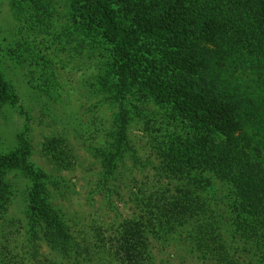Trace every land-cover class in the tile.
Instances as JSON below:
<instances>
[{
  "label": "trees",
  "instance_id": "obj_1",
  "mask_svg": "<svg viewBox=\"0 0 264 264\" xmlns=\"http://www.w3.org/2000/svg\"><path fill=\"white\" fill-rule=\"evenodd\" d=\"M72 9L76 50L97 54L94 85L117 107L112 141L97 149L104 172L113 174L132 148L133 103L153 98L190 130L162 152L178 183L145 187L137 217L93 222L80 243L51 202L50 175L30 161L26 125L19 146L0 153V211L10 199L1 178L12 168L30 183L31 235L40 233L69 264H83V254L100 264H156L152 239L173 233L211 264H264V0H77ZM17 101L0 70V107ZM45 148L56 163L72 153L64 137ZM220 191L226 212L213 203ZM16 258L0 241V264H24Z\"/></svg>",
  "mask_w": 264,
  "mask_h": 264
},
{
  "label": "rangeland",
  "instance_id": "obj_2",
  "mask_svg": "<svg viewBox=\"0 0 264 264\" xmlns=\"http://www.w3.org/2000/svg\"><path fill=\"white\" fill-rule=\"evenodd\" d=\"M76 1L0 0V70L18 98L0 107V153L19 146L18 135L27 125L30 161L50 175L51 202L84 244L91 223L114 225L137 217L136 198L145 187L172 188L178 183L162 152L165 155L171 138L184 139L190 130L174 119L168 105L153 98L135 101L128 129L132 148L113 174L104 172L97 149H107L112 141L117 107L94 85L102 72L97 54L88 48L76 50L78 40L72 34ZM57 137H64L72 152L62 163L53 161L45 148L48 140ZM4 172L1 184L10 191V199L6 211H0V241H8L17 263H71L40 233L36 238L31 235L25 217L29 180L12 168ZM186 181L179 179V185ZM213 198L216 209L226 212V193L215 192ZM152 244L156 264H211L181 234L153 238ZM80 260L101 262L95 255L88 260L85 254Z\"/></svg>",
  "mask_w": 264,
  "mask_h": 264
}]
</instances>
